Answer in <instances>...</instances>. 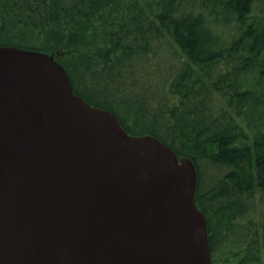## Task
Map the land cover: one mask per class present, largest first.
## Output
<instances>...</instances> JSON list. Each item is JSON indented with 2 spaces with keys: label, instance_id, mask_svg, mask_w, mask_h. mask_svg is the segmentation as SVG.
I'll return each mask as SVG.
<instances>
[{
  "label": "trees",
  "instance_id": "trees-1",
  "mask_svg": "<svg viewBox=\"0 0 264 264\" xmlns=\"http://www.w3.org/2000/svg\"><path fill=\"white\" fill-rule=\"evenodd\" d=\"M158 5L150 17L139 0H0V46L58 51L75 94L189 157L211 263L245 241L229 264H264V0ZM105 10L118 21L102 22L100 46L85 32Z\"/></svg>",
  "mask_w": 264,
  "mask_h": 264
},
{
  "label": "water",
  "instance_id": "water-1",
  "mask_svg": "<svg viewBox=\"0 0 264 264\" xmlns=\"http://www.w3.org/2000/svg\"><path fill=\"white\" fill-rule=\"evenodd\" d=\"M0 46V264H212L189 157Z\"/></svg>",
  "mask_w": 264,
  "mask_h": 264
},
{
  "label": "rangeland",
  "instance_id": "rangeland-1",
  "mask_svg": "<svg viewBox=\"0 0 264 264\" xmlns=\"http://www.w3.org/2000/svg\"><path fill=\"white\" fill-rule=\"evenodd\" d=\"M158 1L160 0H139V3L143 6V9L149 14L150 17H153L155 13H157L160 9V5H158ZM93 18V19H92ZM95 18V19H94ZM117 17L114 16V14H108V10H105V13L101 17H98L97 15L92 16L90 19H92L88 24L89 25H95V27L91 29H86L85 35H87L88 38H96L98 40V45L100 46H106L111 44V39L110 37H107V34H109L108 30H105L103 26L101 25L104 20H111L115 19V22L118 20L116 19ZM122 27L121 25H115V27L112 29L113 36L112 39L115 41L116 40V32L117 30ZM122 29H125L123 26ZM115 34V35H114ZM122 34V32H121ZM41 39V44L45 43L44 39L42 37H38ZM97 45V46H98ZM15 46V45H14ZM248 217H245L244 219L241 220L242 224V231H248L249 230V225L247 221ZM254 220V224L256 225L258 223V220L255 218H252ZM245 245V241H240V242H228L224 247L221 249L219 248L214 252V259L215 262L214 264H229V263H234L235 259L232 256V251H235L237 249H242L243 246ZM227 258L228 260H225Z\"/></svg>",
  "mask_w": 264,
  "mask_h": 264
}]
</instances>
